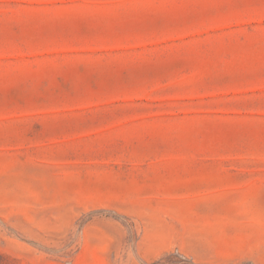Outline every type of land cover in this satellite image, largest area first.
Segmentation results:
<instances>
[{
    "label": "rangeland",
    "instance_id": "1",
    "mask_svg": "<svg viewBox=\"0 0 264 264\" xmlns=\"http://www.w3.org/2000/svg\"><path fill=\"white\" fill-rule=\"evenodd\" d=\"M263 230L264 0H0V264H224Z\"/></svg>",
    "mask_w": 264,
    "mask_h": 264
},
{
    "label": "crops",
    "instance_id": "2",
    "mask_svg": "<svg viewBox=\"0 0 264 264\" xmlns=\"http://www.w3.org/2000/svg\"><path fill=\"white\" fill-rule=\"evenodd\" d=\"M243 226H245V225L243 224ZM247 230H249V229H247ZM262 233H264V230L262 232H259V231L254 232L255 236H257V237H254L252 235V241L251 242H248V243L244 242L243 247H249L251 245L252 249L249 251L250 253L241 254V255L237 256L240 259L228 261L227 263H224V264H243L246 261H250L252 264H264V240L259 238L260 234L264 236V234H262ZM243 234H246L245 230H243ZM247 236L250 237V239H251V235L248 234ZM237 247L239 249L238 245H237ZM197 255H200V254L197 253Z\"/></svg>",
    "mask_w": 264,
    "mask_h": 264
}]
</instances>
